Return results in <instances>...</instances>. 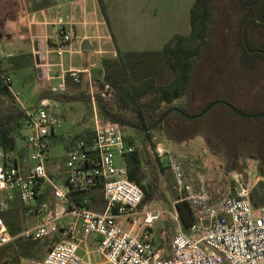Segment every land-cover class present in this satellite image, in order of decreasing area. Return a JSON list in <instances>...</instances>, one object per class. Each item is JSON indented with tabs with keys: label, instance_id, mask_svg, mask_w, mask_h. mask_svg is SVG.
Masks as SVG:
<instances>
[{
	"label": "built area",
	"instance_id": "obj_1",
	"mask_svg": "<svg viewBox=\"0 0 264 264\" xmlns=\"http://www.w3.org/2000/svg\"><path fill=\"white\" fill-rule=\"evenodd\" d=\"M54 26V54L85 52L73 45L72 22L57 17ZM86 52L92 58L105 54L95 44L93 51ZM3 59L0 57L1 79L17 99L12 77L2 69ZM96 73L102 80L98 85L107 94L110 87L104 82V71ZM95 76L89 69H70L56 77L46 72L44 79L60 81L59 86L49 87L53 93L65 91L68 81L86 84L95 108ZM57 104L44 98L32 109L23 108L24 146L6 154L0 165V254L18 240L49 239L45 256L30 264H264V209L255 216L252 186L236 180L234 195L213 203L207 192L209 180L198 175L195 182L189 181L179 160L167 153L162 164L173 173L174 189L181 199L172 204L169 213L175 226L171 241L167 247L157 246L152 229L162 212L141 207L143 190L128 179L125 163L135 146L126 140L122 127L95 117L91 136L73 139V134H66L64 138L69 140L63 142L60 164L50 157L51 146L64 128ZM54 160L58 166L51 177L48 166ZM179 202H186L193 216L188 230L176 209ZM98 204L101 211L92 209ZM13 210L20 211L23 224L16 235L3 219Z\"/></svg>",
	"mask_w": 264,
	"mask_h": 264
},
{
	"label": "trees",
	"instance_id": "obj_2",
	"mask_svg": "<svg viewBox=\"0 0 264 264\" xmlns=\"http://www.w3.org/2000/svg\"><path fill=\"white\" fill-rule=\"evenodd\" d=\"M97 1L107 19L104 1ZM260 1L226 0L227 10L223 14V30L219 36V34L216 35L214 28L215 0H195L190 9L191 33L189 36H173L160 52L118 51L117 60H104L101 65L105 74L104 82L113 92V101L117 110L114 112L109 109L104 104V99L98 95L96 100L101 115L108 122L128 123L146 129L157 123L168 110L159 113V104L154 101L141 103L143 92L152 87L151 80H146L142 84L126 86L125 67L118 63V59L131 58L135 55L141 58L140 62H145L148 58L155 60L157 55L161 56L166 67L176 76L168 86L160 88L163 102L166 104H170L173 100L184 95L191 103L196 101L200 95H204L210 101L207 103L206 100V103L200 105V111L209 102L222 100L243 113L264 112V55L249 53L241 38L242 27L246 19L254 15ZM231 21H236L238 24L236 35L228 31L227 24ZM245 38L251 51L264 52V25L250 20ZM231 43L235 44V53H232ZM199 73H202L204 81L199 90L195 91ZM79 86L68 81L65 91L53 93L49 90H42L40 99L49 98L63 105L82 102L90 109V94H87L86 90L81 91ZM101 88L103 89V86ZM187 110L189 109H180L183 113ZM125 112H132L138 117L139 122H128ZM24 116V110L15 101L0 76V135L1 150L5 155L16 150L15 142L9 135L14 130L22 131ZM207 116H213L212 126L217 134L215 146L220 149L214 150V154L224 152L228 163L227 172L232 173L242 169L244 164L240 161L252 158L258 161L259 172L264 178V156L260 157L262 154L264 155V119H243L222 105L212 108L206 114ZM197 122L198 120H188L180 113L172 112L153 131L161 128L167 139L174 142L186 141L197 135ZM122 130L124 132L126 128L122 127ZM153 131L148 134L142 133L143 139L138 145L134 139L126 137V140L135 146V151L125 158L128 179L143 190L144 198L141 207L159 201L164 204V207L172 210L160 186V174L165 170L161 163L158 165L153 163L148 154L147 156L144 154L147 144L152 142ZM87 134L91 136L90 133ZM185 134L187 137H182ZM81 137L83 135H74L73 139ZM62 140L67 142L69 139L63 137ZM59 163H63V160H60ZM55 166H58L56 160L48 166V173L51 177L55 176L51 170ZM74 201L80 205L79 199L74 198ZM176 209L180 213L184 230H188L194 221L188 204L179 202ZM3 219L12 235L21 231L23 224L19 210H13L3 215ZM49 244V239L43 242L18 240L16 244L10 245L2 251L0 261L5 264H21L22 261L41 259L45 256Z\"/></svg>",
	"mask_w": 264,
	"mask_h": 264
},
{
	"label": "rangeland",
	"instance_id": "obj_3",
	"mask_svg": "<svg viewBox=\"0 0 264 264\" xmlns=\"http://www.w3.org/2000/svg\"><path fill=\"white\" fill-rule=\"evenodd\" d=\"M225 2L226 0H215L216 18L214 28L216 35L219 34V36L223 30V14L227 10L225 7ZM135 3L136 4L134 5V8H132L130 5H126L124 8L125 16L128 19L127 28H130L131 25L134 26L139 23L136 27H134L136 31L135 36L139 38L142 36V34L137 33L138 31L142 32L139 26L144 28L148 25V19H150L151 36H153L154 40L157 42V44L154 46L157 47L155 49H159L160 46L158 43L165 39L169 34L190 35V8L193 7L195 0H138ZM149 14H151L150 17ZM144 18H147V20L145 21ZM227 27L228 31L235 33V35L237 34L238 24L236 21L229 22ZM127 32L128 31L126 27H124L123 33L127 34ZM234 46L235 44L231 43L232 53H235L236 51ZM1 49L2 48L0 46V50ZM74 58L76 59L78 57L76 56ZM140 59L141 58H138L137 55H135L131 58L124 57L123 59H118V63L120 65H124L125 67L124 80L127 87L134 84H142L146 80L152 81L151 89L143 92L140 100L141 103H149L151 101L158 103L160 107L158 110L159 113L169 108H177L179 110L181 108L189 109L185 112L188 115H195L201 112L199 110L200 105L204 104V102L206 103L207 100L204 95H200V97L197 98V103L196 101L190 103V100L186 95L181 96L179 99L173 100L170 104L164 103L160 88L168 86L176 78V76L166 67L161 56L157 55L155 60L153 58H148V60L145 62H140ZM2 69L5 74L12 77V88L14 93L18 94L17 99L13 94L12 95L14 96L15 101L20 104L22 109H32L36 107V105H38L41 101V91L49 90L46 89L49 87V84L46 82H38L34 75H32L29 79L19 81L16 78L13 79V73L11 69H5L4 66ZM94 74L96 75L95 80L97 82V86H95L94 89V95L101 96L104 99V104L115 112L117 107L113 101V92L108 90L106 94L104 89L98 85L99 81L102 80L99 78L96 72H94ZM203 81V75L202 73H199L196 80L195 91L199 90V87ZM59 84V80L52 81V87L59 86ZM79 89L81 91L86 90L87 94L90 93V90L86 84L79 86ZM208 101L210 100H207V103ZM95 103V108L91 103L90 109L87 108L82 102L71 103L67 105L57 104V111L60 112L62 118L64 119V128L61 132V135L56 138L51 146L50 157L52 159L60 161L64 154V141L62 138L66 135L65 127L68 126L67 123H70L68 130L73 132V135L84 136L87 133H92L95 117H97L101 123L108 122L101 115L97 105V100ZM124 114L128 119V122H139L138 117L132 112H125ZM212 117L213 116L206 117L205 115L203 118L197 119L198 122L196 123V128H198V133L195 137L186 141H171L167 139L163 130L158 128L157 130L153 131L152 142L147 144L144 154H146V156L148 154L153 163L157 165L163 163L167 157V153L174 155L182 164L184 173L189 181L195 182L198 175H204L209 180L207 192L211 196L213 203H217L225 198L233 196L235 192L234 188L236 185V180L241 184L248 183L250 186H252L251 198L256 210L255 216H259L261 215L259 209H264V178L259 172V163L252 158L241 160L240 163L244 164L242 169L232 173L227 172L228 163L224 152L220 154H214V150L218 151L220 149L215 146V137L217 134L214 130V127L212 126ZM25 134L26 133L23 132V130H14L9 135V137L14 140L17 151H20L23 148ZM124 134L128 138L134 139L137 145L140 144L143 139L141 132H136V130L130 128H126ZM186 135L187 134L183 135L182 137L186 138ZM0 152H2L1 149ZM246 152L247 150L245 153ZM263 156L264 155L262 154L260 157L262 158ZM27 161L29 162L28 158ZM163 168L165 171L160 174L159 178L161 191L165 194L166 201L169 203V205H171L172 208V204L176 201H179L181 196L174 189L175 178L173 173L169 168L165 166H163ZM51 170L52 174L54 175L56 173V166ZM96 195L101 200L99 191L96 192ZM146 206L153 210L162 212L160 221L156 223L152 229V237L157 246L162 248L167 247L175 233V226L169 215L171 210L164 207V204L159 201L152 202ZM92 209L101 211L102 205L98 204L93 206ZM262 215L264 217V213H262ZM30 262L31 261L28 260L22 261L21 264H30ZM1 264L5 263L2 261Z\"/></svg>",
	"mask_w": 264,
	"mask_h": 264
},
{
	"label": "crops",
	"instance_id": "obj_4",
	"mask_svg": "<svg viewBox=\"0 0 264 264\" xmlns=\"http://www.w3.org/2000/svg\"><path fill=\"white\" fill-rule=\"evenodd\" d=\"M103 1L107 19L97 0H0V57L4 58L2 67L11 69L13 79L22 81L34 75L38 82H46L51 87L53 80L49 82L44 79L46 72L55 77L70 69L99 72L102 70V62L116 59L118 51H161L173 36L179 35L169 34L158 43L159 49H155L157 42L151 36L150 19L144 28L139 26L142 30L137 32L142 34L139 38L135 36L134 29L139 23L127 28L128 19L124 8L126 5L134 8L138 0ZM57 17H63L74 24L76 38L73 45L76 49L81 48L85 45V40H88L103 49L105 54L95 58L87 52L64 54L62 57L54 54L52 38L56 35L54 21ZM124 27L127 34L123 33ZM76 56L78 58L75 59ZM67 125L66 134H74L68 130L70 123ZM16 152L19 151L15 150L14 153ZM4 156L0 152V165L4 163Z\"/></svg>",
	"mask_w": 264,
	"mask_h": 264
},
{
	"label": "water",
	"instance_id": "obj_5",
	"mask_svg": "<svg viewBox=\"0 0 264 264\" xmlns=\"http://www.w3.org/2000/svg\"><path fill=\"white\" fill-rule=\"evenodd\" d=\"M250 20L255 21L258 24H262L264 25V0H261L257 6V9L254 13L253 16H250L249 18L246 19L243 27H242V32H241V38H242V42L244 44L245 49L249 52V53H253V54H263V51H251L248 47V44L246 42V38H245V33H246V29H247V25L249 23ZM85 45L82 46V49L86 52V51H90L94 49V44H90L89 42H85ZM225 106L228 109H230L235 115H237L240 118L243 119H264V112H260V113H251V114H247V113H243L241 111H239L238 109H236L233 105H231L230 103L226 102V101H222V100H214L212 102H210L201 112H199L198 114L195 115H188L186 113L181 112L179 109L177 108H170L168 109L165 114L160 118V120H158L157 123H155L153 126H150L146 129H142L139 128L135 125L132 124H119L121 127L124 128H130L133 130H136L138 132L144 133V134H148L149 132L153 131L157 126H159L160 124H162V122L164 121V119L172 112H178L180 113L184 118L188 119V120H197L202 118L203 116H205L212 108L216 107V106ZM117 123V122H115ZM2 146V140H1V135H0V149Z\"/></svg>",
	"mask_w": 264,
	"mask_h": 264
}]
</instances>
